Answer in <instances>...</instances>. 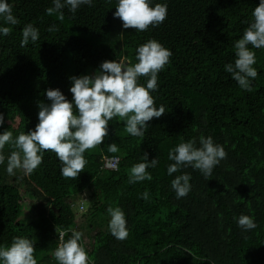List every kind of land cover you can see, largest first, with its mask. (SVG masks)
I'll return each mask as SVG.
<instances>
[{"label":"trees","instance_id":"1","mask_svg":"<svg viewBox=\"0 0 264 264\" xmlns=\"http://www.w3.org/2000/svg\"><path fill=\"white\" fill-rule=\"evenodd\" d=\"M19 20L0 37V113L13 139L34 130L38 102L50 103L45 92L60 89L70 101V77L92 75L103 61L134 64L136 48L149 39L171 50L170 63L159 73L153 95L165 113L153 118L144 137L124 132V121L109 122L108 137L87 150L88 163L76 179L62 177L56 155L45 151L32 174L14 176L0 165V245L16 236L34 244L38 264H57L53 252L60 232L81 231L72 209L81 215L90 237L92 264H264V49L256 52L258 76L252 91L241 90L224 71L234 62V42L241 38L259 0H154L168 5L167 19L146 32L123 29L114 18L116 0H94L75 16L48 15L52 0H9ZM39 30L36 44L20 47L22 29ZM55 25L58 30L49 31ZM123 35V36H121ZM140 83L145 79L141 77ZM212 136L227 156L205 179L198 170L182 169L192 179L190 193L176 199L167 174L168 152L181 142ZM116 143L119 152L109 153ZM15 148L5 145V157ZM157 158L148 171L151 181L129 183L130 168ZM118 157L116 170L104 159ZM145 190L149 200L140 198ZM120 207L129 236L115 239L108 231L107 208ZM249 215L257 227L242 231L234 217ZM31 216H33L32 219ZM82 222V223H83ZM81 223V224H82Z\"/></svg>","mask_w":264,"mask_h":264},{"label":"clouds","instance_id":"2","mask_svg":"<svg viewBox=\"0 0 264 264\" xmlns=\"http://www.w3.org/2000/svg\"><path fill=\"white\" fill-rule=\"evenodd\" d=\"M112 0H106L111 4ZM53 7L46 9L48 15L58 14L64 19V9L75 16L82 6L93 7L94 0H52ZM114 18L122 21L123 29H135L146 32L157 28L167 19L168 5L154 3V0H116ZM252 19L244 29L241 38L234 42V62L224 65V71L230 74L241 90L251 92L253 81L258 76L256 52L253 49H264V0L251 12ZM19 20L13 15V5L9 0H0V37L10 34L11 28L4 25H17ZM49 31L58 30L55 25ZM20 47L36 44L40 39L39 30L32 23L22 29ZM123 36V35H121ZM171 50L159 41L149 39L135 50L134 64H125L119 60L103 61L99 69L92 75L83 74L70 77L69 92L72 99L60 89H48L45 92L50 103L38 102V123L34 130L21 132L13 139L9 130L0 132V165L7 164L5 171L14 176L16 170L24 175L32 174L43 163L45 151L53 152L61 164L62 177L76 179L88 163L84 153L101 145L108 137L109 122L114 118L124 121V132L132 137L142 138L149 128L148 122L159 119L166 111L164 105H156L153 93L159 90V73L170 63ZM143 77L145 83L141 84ZM5 117L0 113V127ZM11 144L15 150L5 157V145ZM109 153H118L116 143L107 145ZM227 156L224 146L216 143L212 136L199 137L181 142L168 152L167 174L181 172L171 180V189L176 199L186 197L191 191V175L182 169L198 170L207 179L213 170ZM118 159V157H116ZM143 162L135 163L130 168L129 183L135 184L151 181L148 171L156 168L157 158L148 160L147 153ZM113 165H109L112 167ZM140 198L149 200V192L145 190ZM107 228L117 240H126L129 236L127 220L120 207L109 206ZM237 226L244 232L257 227L255 219L249 215L234 217ZM60 232L61 243L53 252L57 264H92L86 251L83 233L71 230ZM0 264H38L34 255V244L24 236L12 238L10 245H0Z\"/></svg>","mask_w":264,"mask_h":264},{"label":"rangeland","instance_id":"3","mask_svg":"<svg viewBox=\"0 0 264 264\" xmlns=\"http://www.w3.org/2000/svg\"><path fill=\"white\" fill-rule=\"evenodd\" d=\"M75 204V205H74ZM73 205L74 206H76V200L73 202ZM74 206H72V209H73V211H74V213H75V221H76V223L79 225L80 224V226H81V231H82V233H83V237H82V243H83V245H84V247H85V249L89 252L90 250H91V247H92V240H91V236L98 230V228H96V229H94L93 231H86V229L84 228V222H83V219L81 218V215L83 214V213H85V211H86V205H85V208H84V211L83 212H78V209H76ZM77 207V206H76ZM33 218V216H31V218L30 219H32ZM83 222V223H82ZM82 223V224H81Z\"/></svg>","mask_w":264,"mask_h":264},{"label":"built area","instance_id":"4","mask_svg":"<svg viewBox=\"0 0 264 264\" xmlns=\"http://www.w3.org/2000/svg\"><path fill=\"white\" fill-rule=\"evenodd\" d=\"M110 164L113 166L109 167ZM117 164H118V159H116V158L104 159V166L103 167L105 169H109V170H116Z\"/></svg>","mask_w":264,"mask_h":264}]
</instances>
